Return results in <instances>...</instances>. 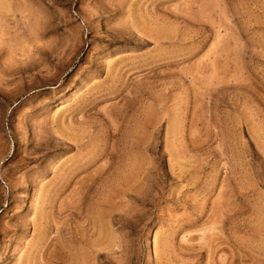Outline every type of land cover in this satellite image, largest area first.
I'll return each instance as SVG.
<instances>
[{
  "label": "rangeland",
  "instance_id": "1",
  "mask_svg": "<svg viewBox=\"0 0 264 264\" xmlns=\"http://www.w3.org/2000/svg\"><path fill=\"white\" fill-rule=\"evenodd\" d=\"M0 264H264V0H0Z\"/></svg>",
  "mask_w": 264,
  "mask_h": 264
}]
</instances>
